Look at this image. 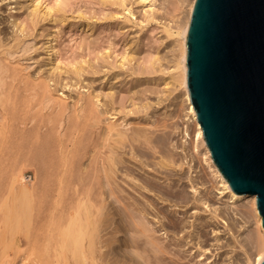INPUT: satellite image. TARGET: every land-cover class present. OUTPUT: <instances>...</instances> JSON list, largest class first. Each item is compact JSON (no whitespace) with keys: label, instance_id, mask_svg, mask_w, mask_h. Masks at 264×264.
<instances>
[{"label":"bare ground","instance_id":"obj_1","mask_svg":"<svg viewBox=\"0 0 264 264\" xmlns=\"http://www.w3.org/2000/svg\"><path fill=\"white\" fill-rule=\"evenodd\" d=\"M13 1L17 4L20 2V0ZM21 1L22 3L29 1V6H32H30L31 9L29 12V19L25 20L23 28L19 29L21 37L16 35L12 36L10 41L11 44H9V46H5L9 42L4 43L3 41L5 40L3 37L6 35L8 29H6V26L0 28V34H3L0 38V160L3 159V162H6L7 158L5 155L7 151L15 147L19 150L17 153L20 152V159L16 157V154L15 160L16 158L20 160L19 162L22 167V165L28 160H34V151L38 150L40 146L49 145L50 148H47L49 154L43 158V161L40 160V162L35 159L39 163L38 166L41 167H38V170L41 169L39 170L41 173L39 171L36 172V167V170H32L34 176L33 178L37 177L36 174H38V172L41 175L42 178L40 177L39 181L40 183H44V188L43 184L40 187L43 188L42 190L37 188L35 183L30 185L24 184L26 181L27 184L29 183L28 179L24 180L22 168L19 170L17 169L18 171L16 173L12 172L13 174L9 173L7 175V177L10 175V179L12 180L11 185L13 181L19 182L20 184L18 190L21 194L17 193V197L23 195L35 199L34 206H36V208H32L35 213L33 212L30 218V222H32L35 232H33L32 228L29 230H32L34 234L36 233V237H42L40 241H45V249L43 252L44 255L46 254V258L44 257L45 259L43 261L41 260V255L43 254L41 251L42 246L41 248L39 246V249H36L39 253L37 252V255H35L36 258H32L30 261H25L28 259V254L26 255L27 257L23 256L26 253L25 247V253L20 256L19 263L14 264H41V261L44 264H172V262L167 260L166 257L174 254L173 246H175V239L173 240L174 243H170L168 241H164L163 238V240H160L161 237L159 236V238L156 237V227H153L154 225L152 226L153 223H150L151 221H149L148 217L151 216V218L155 220L154 223H160L165 220L166 222L160 223L163 229L166 230L168 228L170 229L169 231L176 233L175 231L178 228H181L180 224L183 225V223L173 219L171 217L172 214H168L166 209L159 206L158 200L161 202H168V205H171L172 207H175L177 203H181L178 205V209L181 207V211H183V213L187 212L185 210L187 206L189 208H194L195 204H191V200L201 203V205L208 207V211H211L209 207H211L210 205L212 204L209 203L210 197L207 196L208 190L197 191L199 187H203V189H205V182L209 181H202V177V179L197 182V180L194 179L195 177L193 178L194 174L192 177L188 174L190 173L189 170L191 168V161L187 160L184 162L183 159L187 158L186 155L180 156V154L173 151V149L177 146L175 147L172 143L171 126L170 123L167 122L169 120H165L161 117L158 118L148 116V109L151 106V101L141 102V100H139V104H136V101H133L135 99H132L131 104L133 108L126 109V102L128 99L121 98L119 102H116L117 99L115 100L116 96L114 84L110 83V87L108 88L109 91L105 93L90 90V84L93 80L87 78L86 74H99V72L95 71H99L101 69L102 64L99 63L100 61L97 63H87L88 69L80 63H75L73 66L65 67L63 69L64 66L61 67L59 65V59L57 56L58 49L56 48L55 43L56 38L53 36L51 38L48 37L41 45L44 58L40 61H29L31 59L30 56L27 58L25 56L31 47L28 46V42L25 39L26 35H23V32L28 31L27 29L31 28L32 24L34 25V23L36 24L40 20L47 19L48 15L51 14V10L52 13L54 12L55 14L54 19L58 16L56 14L61 13L63 15V19L61 21H64L65 16L62 9L63 6L60 7L57 5L48 11L41 12L39 7L41 4L40 0ZM185 1L187 2V8L182 9ZM193 1L194 0H174L172 2L171 17L176 18V20L174 19L173 24L175 28L174 30H171L173 27H163V30L166 27L165 31L167 36H172L174 38V42L176 43V54H178V57H176L177 60L174 62L175 64L173 70L176 72L174 77L183 89L184 98L188 104V118H190L191 125L193 124V129L195 130V139L203 146L204 152H200L204 155V161L208 168L212 167V175L220 182V193H226L229 199H244V203H247L249 206L247 208H250L251 210L248 211L252 213L256 231L254 230L255 233L251 234L250 237H252V241L255 244L257 252L255 256H253V259L248 261V264H259L264 254V227L262 226L261 216L259 215L256 207L255 195H240L230 188L227 180L220 173L219 169L212 160L210 151L204 141L196 113L189 99L186 81V36ZM119 2L122 3V9L127 10L128 15L133 14L132 9L128 6L134 2L140 3L143 7H145L143 12L144 19L156 20V15L154 16L153 14L155 11L158 12L157 10L159 8H155L156 0H119ZM165 6H167V4H165ZM177 10H179L178 13ZM40 14L41 19H38L37 16ZM178 14H181L182 17H178ZM128 17L129 16H124V20L128 21ZM19 25L12 21V27H16L17 29L19 28ZM131 55L133 54L131 53ZM133 58L134 56H123L120 64L116 65V67L122 70L126 64L125 68H130L128 65L131 66L130 62ZM42 66H46V69L42 68ZM114 67L115 66H112V69ZM106 74H108V76L112 75V79H118V82H123L125 79L121 76V72L112 73L108 69H103V79ZM85 80H87V83H83ZM76 85H78V89L82 87L85 88V90L78 91L77 96L71 98L70 101L67 100L69 96H64L62 93H59L60 88L63 89L67 87V89H69L70 87ZM144 99L147 98L144 97ZM116 103H118V108L115 106ZM139 109L144 111V119L130 121L128 115L132 114L133 111H138ZM165 118L167 119V117ZM10 131H14V133H17L20 137L15 135L19 138H16L14 141L11 140L10 144L7 145L11 138L7 140L5 135L6 132ZM86 138H89L87 139L88 141L86 140L87 143L85 142ZM83 142L86 143L88 147ZM197 142L195 144H193L192 141L188 143L190 152H195L196 154L199 153L200 148L198 150ZM4 149L6 151L3 155L2 152ZM47 149L44 150L46 151ZM28 151H32L31 155ZM39 151H36V157L38 158L42 157L38 153ZM188 154L190 156V153ZM4 156L5 158H3ZM83 157L86 158V161L84 162L82 161ZM10 159L8 160L10 161ZM18 160H16L17 162L15 164L18 163ZM32 160L27 163V165L36 164L31 163ZM10 163L12 164V162ZM184 163H186L185 169ZM3 167H1V170H4L5 168L9 169V166ZM13 167H11L10 171L13 170ZM145 167L160 174L161 176L158 177L156 174L152 175V177H149L150 174H146L145 176L140 175L138 173L139 169L145 170ZM204 167L205 165L202 168ZM149 170L147 171L149 172ZM8 171L9 170H7V173ZM23 171H25V169ZM177 172L179 173L177 174ZM174 174L178 175V179L182 180L184 178V180H186V183L191 189V192H193V195L198 192L200 196L198 198L191 197L192 195L188 194V190L186 191L180 189L179 191H175L173 189L175 182L171 178ZM212 175L210 178L213 177ZM157 177L158 179L162 177L164 181H168L167 186L159 184V181L157 182ZM2 179H5V176L1 178V180ZM7 181L8 180H6V182ZM6 185L7 184L2 187L4 188ZM39 186L40 184H38V187ZM12 189L14 190V188ZM12 191H6V194L8 192V194L10 193V195H14L15 191ZM43 194L44 197L47 195L48 197H46L49 199L48 202H44L45 205L42 203L45 208L41 206L40 203V200H43ZM4 195L3 197L5 198L6 195ZM154 196L156 198H154ZM17 197L15 198L17 199ZM32 198L29 204H31ZM16 199L15 201L17 202ZM12 201L13 200H11L10 204ZM24 201L25 200L23 199V202ZM23 202L19 203V207H17L21 211V215L17 213L20 217L22 216L21 218H24L22 212H25L23 205L25 203ZM189 202L191 203L189 204ZM3 204H6L5 200L2 202V206ZM12 207L13 208L10 210L13 211L14 209L15 213L17 211L15 209V205L12 204ZM41 207L45 209L44 213V209L41 211ZM1 208L2 207L0 206V210H2ZM8 208H6V210ZM10 210L9 212H11ZM216 210L217 208L211 212L213 214L211 217L213 218H210V220L212 219V221L215 217H217ZM245 211L247 212V209ZM2 214L7 215V213ZM4 215L2 217H4ZM30 215L31 214L29 213L28 218ZM219 215L220 214L218 213V216ZM11 218L12 217L9 219ZM24 221L27 220L24 218ZM18 223L21 224L20 222ZM18 223L15 221V226ZM0 224L2 225L3 223L0 222ZM19 224L18 226H20ZM206 224H208V222ZM191 225L192 223L189 224V226ZM14 228L17 229L16 227ZM107 229H109V232L107 237H105V233L102 232H106ZM210 230L214 232L213 227L212 229L210 228ZM43 231L45 232L42 233ZM164 233L166 234L165 231L163 234ZM214 233L217 235L216 229ZM197 234L196 235L198 237L205 234L203 233V227L198 228ZM28 235L27 237L30 236ZM23 237L24 236H22V238ZM36 237H34V240ZM25 240L29 241L26 238ZM20 241H22V239ZM35 241L36 242H32L31 240V243H39L37 242V238ZM20 249H22V247ZM20 249H17L16 252H21ZM39 254L41 258L39 257ZM178 255L179 253H177V256ZM168 258L171 259L170 257ZM210 258H208V260ZM183 260H185V258H183ZM183 262L182 264H184ZM196 263L197 262H195V264ZM1 264L10 263L6 260L2 261Z\"/></svg>","mask_w":264,"mask_h":264},{"label":"rangeland","instance_id":"obj_2","mask_svg":"<svg viewBox=\"0 0 264 264\" xmlns=\"http://www.w3.org/2000/svg\"><path fill=\"white\" fill-rule=\"evenodd\" d=\"M40 1H41V4L39 7H40L41 12L48 11L49 9L56 7L57 5H59L60 7L63 6L62 9H63V14L65 16V20L61 21L63 19V15L61 13L56 14L58 16L57 17L55 16L56 19H54L55 14H54V12L52 13V10H51V14L48 15L47 19L40 20L38 23H36V24L34 23V25L32 24L31 28L27 29L28 31H24L23 35H26L25 39L28 42V46L31 47V49L26 53L25 57L27 58L28 56H30L31 59L29 61H34V62H35V60L40 61L41 59H43L44 54H43L41 45L43 44L44 41L47 40L48 37L51 38L53 36L56 38L55 43H56V48L58 49L57 56L59 59V65L61 67L64 66L63 69L65 67L73 66V64H75V63H80L83 66L87 67V63H89V62L97 63L100 61L99 63L102 64V67L99 71H95V72H99V74L98 73H87L86 74L87 78H90L93 80V82H91V84H90V90L94 91V92L100 91V92L105 93V92L109 91L108 88L110 87V83L114 84L115 96H116L115 100L117 99L116 102H119V100L121 98L128 99V101L126 102L127 103L126 109L133 108L132 104H131L132 99H135L133 101H136V104H139V100H141V102H144V101L150 102L151 101V104H150L151 106L148 109V111H149L148 116H152V117L154 116V117H158V118L161 117V118H164L165 120H169L167 122H169L170 126H171V135L173 136V137L171 136V139L173 140L172 143L174 144L175 147L177 146L176 148L173 149V151L176 152L177 154H180V156L186 155L187 158L183 159L184 162H186L187 160L191 161V162L189 161L191 164V168L189 170L190 173H188V174H190L191 177L194 174L193 178L195 177L194 179L197 180V182H199V180H201L202 177H203L202 181H204V180L209 181V182L204 181L205 185H206V186L204 185L205 189H203V187H201V188L199 187V189L197 191L199 192V190L200 191L201 190L202 191L208 190L207 196L210 197L209 203L212 204V205H210L211 207H209L211 211H208L209 210L208 207L201 205V203L198 202L199 203L198 204L197 201L191 200L192 203L189 202V204L190 203L195 204L194 208H189L187 206V208H185V210L187 212L183 213V211H181V207H179V209H178V205H180L181 203H177V205L175 207H172L171 205H168L169 204L168 202H161L160 200H158L159 206L166 209V212L168 214H170V215L172 214L171 217L173 219L179 221L180 223H183V225L185 224L183 226L182 224L179 223L181 226V228H178L179 232L177 229L175 231L176 233H173L172 231H169L170 229H168V228L166 229L167 230L166 231L160 225V223L166 222L165 220L161 221L160 223H154L155 220H153L151 218V216L148 215L149 216L148 219H149V221H151L150 223H153L152 226L154 225L153 227H156L155 228L156 229V233H155L156 237L159 236V237H161L160 240L163 238L164 241H168L170 243H174V241H175V246H173L174 254L167 256L166 259L171 261L172 264H176V263L182 264L183 261H184L183 262L184 264H193V263L195 264V262H197L196 264H201V263L202 264H248V261H251L253 259V256H255V254L257 252L255 244L252 241V237H250L251 234H254L256 231V226L254 223L252 213L249 212L251 210H250V208H247L249 206L247 203H244V199L233 200V199H229L226 193H224V192L220 193V191H221L220 184H219L220 182L218 181L217 178H214V176L212 175V173H213L212 167L208 168V166L206 165V163L204 161V155L202 154L204 152V149H203V146L200 143H198L197 140L195 139L196 138L195 132H194L195 130L193 129L194 128L193 124L191 125L190 118H188L189 117L188 104L184 98L183 89H182L181 85L178 84V81H176L175 77H174L176 75L175 70H173L174 64H175L174 62H176L175 61V60H177L176 57H178V54H176L177 53L176 43L174 42V38L172 36H167V33L165 31L166 27L163 30L164 26H167L169 28L173 27V28H171V30H174V28H175L173 24H174V19L176 20V18L171 17L172 2L174 0H156L155 8L159 7L157 10L158 12L155 11V13H153L154 16L156 15L155 16L156 20L155 19L154 20L144 19L143 12H144L145 7H143L140 3H135V2L128 6L132 9V12H133L132 15H128L127 10L122 9V3L119 2V0H40ZM186 3L187 2L185 1L182 9L187 8ZM29 4H30L29 1L26 3H22V1L20 0L19 4H17L13 0H0V28H2L3 26H6V29H8V31L6 32V35H4V37H3L5 40V41H3L4 43L9 42L5 46H9V44H11L10 41H11L12 36L16 35L18 37H21L20 36L21 32L19 31V29L23 28L25 20L29 19V16H30L29 12H30V9L32 7L31 5H30L31 6L30 7ZM165 4H167V6H165ZM178 12H179V10H177V13ZM124 16H129L128 17L129 20L125 21ZM180 16H181V14H178V17H180ZM37 17H38V19H41V14L38 15ZM157 17H158V19H157ZM160 17H162V18H160ZM87 19L89 20V22ZM12 21L16 22L17 25L20 24L19 28L16 29V27H12ZM2 35L3 34H0V38ZM35 48H37V49H35ZM131 51H133V52H131ZM131 53L133 55H131ZM123 56H126V57L134 56V58L130 62L131 66L128 65V67H130V68H128L129 70L125 68L126 64L124 65L125 67L122 68V70L119 69L118 67H116V65L120 64V61L122 60ZM42 62H43V60H42ZM112 66H115V67L112 69ZM42 68L46 69V66H42ZM102 68L104 70L108 69L112 73L113 72H121V76L125 78L124 81L118 82V79H112V75L108 76V74H106L105 78L103 79V77H102L103 69ZM87 69H88V67H87ZM132 69L134 71L135 70L136 71L134 72ZM124 70H125V72H124ZM136 72L139 74H137ZM83 83H87V80H85ZM83 90H85V88L81 87L78 89V85H76V86L70 87L69 89H67V87L63 88V89L60 88L59 93H62L64 96H69V98L67 100L70 101L71 98L77 96L78 91H83ZM81 93H83V92H81ZM144 97H146L149 101L147 99H144ZM115 106L118 108V103H116ZM144 107H145V105H144ZM138 111H133L132 114L128 115V117L130 118V121H132V120L137 121V120L144 119V116H143L144 111H142L141 109H139ZM165 117H167V119ZM15 135H17V133H14V131L6 132L5 138L7 140H9L11 138L8 141L9 143H7V145L10 144L11 140L14 141V140H16V138L20 137L19 135H17L19 137L15 136ZM8 136H9V138H8ZM87 137H89V136H87ZM29 138H30V136H29ZM87 139H89V138L85 139L86 143L88 141ZM190 141H192L193 144H195L197 142L198 150L200 148L198 154H196L195 152H190L189 144H188V143H190ZM86 143H84V144L87 145ZM47 146L46 145L40 146V148L38 150H36V151L40 150L38 153L42 157H39V158L36 157V151H34L35 157H34V160L31 159L32 160L31 163H36V164H33V165L32 164L27 165V163H29L31 161V160L30 161L28 160L21 167V163L19 162L20 160L17 159V158L20 159V152L17 153L19 150H17L15 147H13V149L15 148L14 150L11 148V150L7 151V153L5 155L7 158V160L5 159L6 162H3L4 161L3 159L0 160V163H1L0 166L1 167L9 166L8 167L9 169H7V168L4 169L5 171L1 170V167H0V174H1L0 177L3 178L5 176V179L1 180V178H0V191H1L0 194L3 193L2 195H0V202H1L0 206L2 207L1 208L2 210H0V222L3 223L2 225L0 224V231H1L0 237H2V238H0V241L1 242L3 241L2 242L3 245L0 242V264L2 261H6V260H8V262L10 264L19 263L20 256L25 253V251H24L25 247H26V249H25L26 253L23 256H26L28 254L27 255L28 257L26 256L28 259H26L25 261H30L32 258H36L35 255H37V252H38V251H36V249L37 248L39 249V246H40V248L42 246V248H41L42 252L45 249V247H44L45 241H40L42 237L39 238V237H36L37 235L35 236L36 233L35 234L33 233V232H35L34 228L32 226L33 224H32V222H30L31 221L30 218L34 212L33 209L36 208V206H34L35 205V199L32 197L29 198V197H26L23 195H20L21 197L20 196L17 197L18 196L17 193H19L18 188L20 187V184H19V182L13 181V183L14 182H16V183H14V184L12 183V185H11L12 180L10 179V175L8 177H7V175L9 173L13 174L12 172L16 173L20 168H22V172L24 174L23 175L24 180L28 179V183H29V184H27L26 183L27 181L26 182L24 181L25 182V183L23 182L24 184L30 185L32 183H35L37 188H40L43 184V188H44V183H42V182L40 183V181H39L40 177H41V175L39 174V172H40L39 170H41V169L38 170V167L39 168H41V167L38 166L39 163L37 161L38 160L43 161V158H45V156L47 154H49L48 149L50 148V146L49 145H47ZM87 147H88V145H87ZM41 148H42V150H41ZM185 148L188 151H186ZM44 149H47V150L45 151ZM25 150H29V149H25ZM86 150H87V148H86ZM5 151L6 150L4 149L2 154ZM9 151H11V152H9ZM25 152H27V151H25ZM45 152H46V154H45ZM28 153H30V155H31L32 151H30V152L28 151ZM42 153H43V155H42ZM188 153H190V156ZM15 155L17 157L16 160H18L17 164H15L17 162L15 160ZM5 156L3 158H5ZM13 156H14V158H13ZM28 156H29V154H28ZM85 157H86V155H85ZM85 157L82 158L83 162L86 161ZM200 157L201 158L203 157L202 158L203 160ZM10 158H13L14 160L10 159ZM8 159H10V161ZM35 159H37V161ZM7 161L9 163L12 162V164L11 163L9 164ZM2 162H3V164H2ZM13 163H14V167H13ZM204 165H205V167L202 168ZM11 167H13V170L10 171ZM35 167L37 168V170L35 169ZM133 167L136 168L135 166H133ZM185 168H186V163H184V169ZM24 169H25V171H23ZM33 169L36 170V172L39 171L38 174H36V176L38 178L37 177L33 178L34 177L33 172H32ZM205 169H206V171H205ZM7 170H9L8 173H7ZM140 170L141 169H139L138 173L142 176L143 175L145 176L146 174H150L149 177H152V175H154V174H156V176H158V177L161 176L160 174L155 173L154 171H151V170H149V168H146V167H145V170H141V171ZM147 170H149V172ZM145 171H147V172H145ZM4 172H6V173H4ZM178 173L179 172H177V174ZM174 175L171 178L175 182V186L173 188L175 191H179L180 189L186 190V191L188 190V194L192 195L191 197L198 198L200 196L198 192L193 195V192H191V189L188 187L186 180H184V178L181 180V179H178L179 178L178 175L177 176L176 175L174 176ZM198 175H199V177H198ZM211 175L213 176L212 178H210ZM158 177H157V179H158ZM161 178L162 177H160L157 180V182L159 181L158 182L159 184H161L163 186L164 185L167 186L168 181H164V179L163 178L161 179ZM6 180H8V181L6 182ZM162 183H164V184H162ZM183 183H184V185H183ZM5 184H7L5 186L6 190H5V187L4 188L2 187ZM38 184H40L39 187H38ZM13 185H14V187H13ZM15 186H16V188H15ZM177 186H179V187H177ZM8 187H10V188H8ZM7 188L10 189L11 191L13 190L12 188H14V190L12 191V192L15 191L14 195L13 194L10 195V193L8 194V192H7V194H8V196H7L6 191H10ZM43 188H40V189L42 190ZM4 194L6 195L5 198L3 197ZM19 194H21V193H19ZM44 194L42 196L43 200L41 199L40 203H41V206H43L45 208L44 205L46 202H48L49 199L47 198L48 197L47 195H45V197H44ZM240 195H245V194H240ZM11 196H12V199H11ZM15 197H17V199ZM22 198L25 200L24 202H23ZM31 198H32V202H31V204H29L31 201ZM45 198H46V200H45ZM154 198H156V197L154 196ZM211 198H213V199H211ZM1 199H3V200H1ZM15 199L17 200L18 203L15 201ZM4 200H5L6 204L5 205L3 204V206L5 208L2 206V202H4ZM11 200H13L15 203L12 201V203L10 204ZM21 200L23 203H25V204H23L24 208H25V212H22V214H23V217L25 218V220H27V221H24V218H21L22 216L20 217L21 211L17 208V207H19V203H22ZM211 201H213V202H211ZM245 202H246V199H245ZM12 204H14L16 207V208L14 207L17 210V211L15 210L16 211L15 213H14V209H13V211L10 210L11 208H13ZM243 204H245V205H243ZM164 205H165V207H164ZM43 207H41V211L44 209ZM6 208H8V209L6 210ZM215 208H217V210H216L217 211L216 212L217 217H219V216L220 217L219 218L215 217L212 221V219L210 220V218H213V217H211V215H213L211 212H213V210ZM245 208L247 209V212L245 211L246 210ZM3 209H5V210H3ZM9 210L11 212H9ZM167 210L170 212H168ZM44 211H45V209L43 210V213H44ZM175 211H176V213H175ZM193 211H194V213H193ZM1 212L7 213V215L2 214ZM17 213H19L20 215ZM29 213L31 215L28 218ZM180 213H181V215H180ZM218 213L220 214L219 216H218ZM175 214H177V215H175ZM248 214H249V216H248ZM3 215H4V217H2ZM16 215H18V216H16ZM250 215H251V217H250ZM205 216H207V217H205ZM10 217H12V218L9 219ZM178 217H179V219H178ZM216 218H217V220H216ZM18 219H22V220H18ZM196 219H198V220H196ZM9 221H10V223H9ZM15 221H16V223H18V222L21 223V224L18 223L21 226V228H20V226H18V224H16V226H15ZM206 221L208 222V224H206L207 223ZM191 223L193 225V226L191 225L192 227L189 226V224H191ZM197 224H200V225H197ZM24 226H25V229H24ZM14 227H16L17 229H15ZM28 227H30V228H28ZM188 227H191V228H188ZM202 227H203V233H205V234L201 237H198L197 236L198 235L197 230H198V228H202ZM212 227L214 228V232L216 229L217 235H216V233H214L210 230V228L212 229ZM31 228H32L33 232H32V230H29ZM159 228H161V229H159ZM182 228H183V230H182ZM11 229H13V230H11ZM2 230H4V231H2ZM13 231H15V232H13ZM164 231L166 232V234L165 233L163 234ZM28 232H29L30 236L28 235ZM44 232L45 231H43L42 233H44ZM108 232H109V229H107L106 232L103 231L102 233H105L104 236L106 235L105 237H107ZM182 232H185V233H182ZM180 233H181V236H180ZM25 235H26V237H25ZM27 235L31 238L27 237ZM182 235H183V237H182ZM188 235H190L192 237H190ZM22 236H24L29 241H26L24 237L22 238ZM32 237H33V239H32ZM34 237H36L37 242H39L41 244L31 243V240H32V242H36L35 241L36 238L34 240ZM38 238H39V240H38ZM21 239H22V241H20ZM214 239H216V240H214ZM42 243H43V245H42ZM37 244H39V245H37ZM24 245H26V246H24ZM197 245H199V246H197ZM32 246H34L35 249ZM21 247H22V249H20ZM206 247H207V249H206ZM17 249H20L21 252H16ZM32 249L35 252H33ZM176 252L179 253L178 256H177ZM31 253H33V254L35 253V254L33 255ZM199 254H201V255H199ZM3 256H4V258H3ZM41 256H42V258L40 257V254H39V257L43 261L46 258L45 257L46 254L44 255V252H43V254ZM168 257H170L171 259H169ZM179 257H181V258H179ZM183 258H185V260H183ZM208 258H210V259L208 260ZM189 259H191V260H189ZM42 261H41V264H44V263H42Z\"/></svg>","mask_w":264,"mask_h":264},{"label":"water","instance_id":"obj_3","mask_svg":"<svg viewBox=\"0 0 264 264\" xmlns=\"http://www.w3.org/2000/svg\"><path fill=\"white\" fill-rule=\"evenodd\" d=\"M186 81L214 164L264 227V0L193 1Z\"/></svg>","mask_w":264,"mask_h":264}]
</instances>
